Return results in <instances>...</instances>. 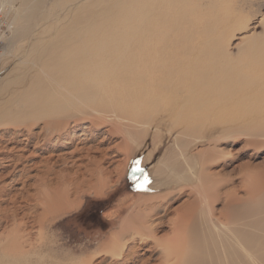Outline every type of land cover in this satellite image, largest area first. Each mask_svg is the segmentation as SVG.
I'll list each match as a JSON object with an SVG mask.
<instances>
[{
	"label": "bare ground",
	"instance_id": "bare-ground-1",
	"mask_svg": "<svg viewBox=\"0 0 264 264\" xmlns=\"http://www.w3.org/2000/svg\"><path fill=\"white\" fill-rule=\"evenodd\" d=\"M20 1L19 36H29L38 20L56 16L57 24L49 39L28 45L23 41L20 49L16 47V55L12 54L13 48L8 53L7 58L18 61L1 74L0 92L19 78L25 67L39 65L41 68L31 77L27 89L20 90L0 107V125L23 118L36 122L43 119L45 128L58 131L60 122L57 121L63 117L77 123L82 115L101 119L109 116L125 139L121 147L125 153L124 163L118 165L117 172H126L148 139L153 149L145 161H150L162 143V128L169 136L179 130L174 144L152 171L156 181L150 191H167L154 195L147 192V196H139L137 200L122 199L118 206L127 215L120 229L110 234L98 253L111 252L119 259L127 258L136 263L138 248L154 239L144 255L161 248L155 257L160 259L159 264H264L263 166L245 169L248 172L244 174V194L229 192L222 213L217 216L212 210V196L217 192L212 193L213 175L207 172L206 166L212 150L200 152L198 159L190 155V145L203 138L217 107L240 90L244 79H255L249 73L253 67L226 50L221 37L214 39L215 44H212L214 40L200 39L201 30L211 32L205 27L200 10L220 0ZM216 6L225 12L228 4ZM242 21L239 42L229 41L228 45H244L252 55H257L261 46L255 39L256 26L250 19ZM258 23H264V14L260 15ZM22 113L25 116L19 115ZM188 135L195 139L184 140ZM31 136L29 134L28 139ZM74 137L72 134L68 142L72 150L52 151L38 163L43 168L39 170L40 183L35 193L28 189L32 184L26 187L29 185L26 179L22 181L23 188L15 190L10 197V208L0 205L1 220L10 223L7 234H0V243L10 239L0 256L10 258V263H112L106 259L95 263L94 254L89 257L59 254L50 259L42 255L39 240L44 238L42 230L49 220L74 209L79 201L78 193L84 187H96L105 182L106 174H112L108 168L100 166V161L95 168L83 164L86 158L94 161L89 155L92 148L82 142L74 143ZM217 141H214L215 147ZM55 147L57 145L51 142L46 144V149ZM22 157L21 154L8 159L14 162L10 165L13 169L0 174V197L7 193L9 182L5 181L9 175L29 172L28 164H23L20 170L17 166ZM73 157L72 166L76 170L56 169V166H67ZM54 173L58 174L52 178ZM191 183H196L194 186L199 189L196 197L177 208L178 218L171 235L156 237L157 224L162 225L166 211L161 200ZM203 202L207 203L206 208L201 206ZM113 211H106L105 216L111 217ZM36 226L39 228L37 238L32 232ZM154 256H141L139 262L152 264L150 259Z\"/></svg>",
	"mask_w": 264,
	"mask_h": 264
},
{
	"label": "rangeland",
	"instance_id": "rangeland-1",
	"mask_svg": "<svg viewBox=\"0 0 264 264\" xmlns=\"http://www.w3.org/2000/svg\"><path fill=\"white\" fill-rule=\"evenodd\" d=\"M20 3V0L18 2H15V0H0V8L9 20L10 29L9 34L4 36L5 38L0 44L2 51L0 76H2V70L5 71L13 67L18 61H13V57H9L11 58L10 60L7 58L12 48L14 49L12 54L16 55V47L18 46V49H20L24 43L23 41H27L28 45L30 42H36V40L49 39L57 24L56 16H53L50 20H38L35 29L32 30L29 36L26 38L19 36L17 28L21 24L22 16V12L18 11ZM216 4L226 6L228 4V11L219 10ZM200 12H202L206 21L204 23L205 27L211 29V32L201 30L202 32L200 31L199 33L200 39L208 41L214 40L218 36L221 37L222 44L226 50L235 58L239 57L243 63H249L253 67L249 73L251 78H255L254 80H243L244 83L239 87L240 90L228 99L224 105L217 107V110L210 118L211 121H209L202 134L203 138L190 145V155L195 159L199 158L200 152H206L208 149L212 150L206 161V166L207 172L213 175V184H210L212 193L213 191L217 192L215 196H212L214 199L212 210L215 215L220 216L229 192L235 191L240 195L244 194L242 185L246 172L249 171L250 167V170L255 167L260 168L263 166L264 168V70L262 69L264 67V23H258L260 15L264 14V0H220V2L216 1L212 2L211 5L208 4ZM231 13L232 17L230 16ZM245 16L247 19H245ZM14 17L16 18L14 19ZM243 19H250L256 26L253 31L256 33L255 39H258V44L261 46L256 51L257 55H252L249 47L244 45H228L229 41L234 44L239 42L238 38L241 35L239 32L241 31V21ZM215 43L214 40L212 44ZM26 48L28 47L26 46ZM6 62L9 63L7 64ZM4 63H6L5 68L2 69ZM31 68L25 67L21 76L13 81L6 90L0 92L1 107L16 96L20 90L27 89L30 85L31 77L36 76L41 67L37 65ZM19 115L25 116V113ZM10 117L12 116L10 115ZM78 119L77 123L67 117L59 119L57 121L60 122L58 131L45 128V120L43 121V119H39L36 122L23 118L22 120L10 121V124L0 125V174H6L13 169L10 165L14 162L11 160L16 155L22 154L25 157V159L22 157L23 159L19 160H22L20 163L15 161L19 164L17 165L19 170L21 167L23 169L26 164H28L27 167L29 168V172H27L29 175L18 171L13 175H9L6 179L5 182H9L11 185L7 183V193L0 197L1 207L10 208V197L15 190L23 188L25 185L23 183L26 179V185L29 184L26 186L27 188L32 184L28 188L29 191L31 193L36 192V187L40 183L39 170L43 168L38 166V163L42 159L48 158L52 151L54 153H65L72 150L73 146L69 145L68 142L73 134L75 136L74 143L82 142V145L92 148L89 155L94 161L86 158L82 161L83 164H89V168H95L100 161V166L108 168L109 171H112V174L110 172L106 174L105 182L97 184L96 187H84V190L78 193L79 201L74 209L49 220L47 226L42 230L44 238L39 240V244H42V252H44L42 255L45 259H50L59 254L62 256L70 254V256L80 257H89L94 254L93 260L95 263L106 259L108 263L142 264L139 262L141 256L147 258L154 254L155 256L150 259V262L159 264L160 259L155 257L159 255L161 248H156L152 253L144 255L148 248L154 244V239L150 240L146 246L138 248L137 256H135L136 263H132L127 258L119 259L111 252L98 253V249L110 239L112 232L120 229L122 220L127 215L121 211L122 209L118 206L119 202L122 199L137 200L139 196H147L145 194L151 192V185L156 181L152 171L166 150L174 144V137L179 130H176L174 135L169 136L166 134V129L162 128L160 132L162 143L154 151L152 159L145 161L146 155L153 149L151 140L148 139L143 144L138 158L127 166L126 172L122 170L124 172L121 173L122 171L119 170L117 172L116 168L122 162L124 163L125 153L121 147L125 139L124 135L119 131V127L112 124L109 116L101 119L97 116L86 117L82 115ZM69 132H71V135L68 134ZM29 134L32 135L30 139H28ZM193 139L195 138L189 135L184 138L188 142ZM215 140H218L216 147L214 145ZM50 142L55 146L57 145L55 147L57 149H46V144ZM12 147L14 150H12ZM31 152L33 153L30 154ZM77 156L80 157V155ZM9 158H11L10 161L8 160ZM72 160H74V157L68 160L67 166H56V169L61 168L68 172L76 170L77 168L72 166ZM246 168L248 171L245 170ZM57 174L54 173L51 177L53 178ZM195 184H187L184 188L176 189L168 198L161 200L162 202L164 201L166 211L162 218V225L157 224L156 237L171 235L178 218L177 208L187 201L193 200L198 193L197 190L199 189H196L198 187L194 186ZM27 188L26 190H28ZM101 191L103 192L100 193ZM165 191L167 190L156 191L153 189L151 193L153 195L163 194ZM96 203L98 206H105V209L97 215L95 222H92L87 219V216L89 210ZM201 206L206 208L207 203L203 202ZM112 209H114L113 215L111 217L105 216V212ZM38 229L36 226L32 230L33 236L36 238L38 237ZM8 230H10V223H7L4 219L1 220L0 215V234L6 235ZM5 241L6 239L0 243V254L6 245L10 244V239L9 242ZM0 264H21V262L12 261L10 263V258L6 259L0 256Z\"/></svg>",
	"mask_w": 264,
	"mask_h": 264
},
{
	"label": "built area",
	"instance_id": "built-area-1",
	"mask_svg": "<svg viewBox=\"0 0 264 264\" xmlns=\"http://www.w3.org/2000/svg\"><path fill=\"white\" fill-rule=\"evenodd\" d=\"M9 20L8 18L0 12V44L2 43L1 37L9 34ZM2 58L1 46H0V60Z\"/></svg>",
	"mask_w": 264,
	"mask_h": 264
},
{
	"label": "trees",
	"instance_id": "trees-1",
	"mask_svg": "<svg viewBox=\"0 0 264 264\" xmlns=\"http://www.w3.org/2000/svg\"><path fill=\"white\" fill-rule=\"evenodd\" d=\"M97 203L95 204V206H92L93 208H91L88 212L87 219L92 222H95L97 215H99L105 209V206H98Z\"/></svg>",
	"mask_w": 264,
	"mask_h": 264
},
{
	"label": "crops",
	"instance_id": "crops-1",
	"mask_svg": "<svg viewBox=\"0 0 264 264\" xmlns=\"http://www.w3.org/2000/svg\"><path fill=\"white\" fill-rule=\"evenodd\" d=\"M1 62V61H0ZM4 67H2V69H3ZM2 72H4V70H2ZM6 102V101H5ZM5 104V103H4ZM4 104L2 105V106H4ZM1 107V106H0Z\"/></svg>",
	"mask_w": 264,
	"mask_h": 264
}]
</instances>
